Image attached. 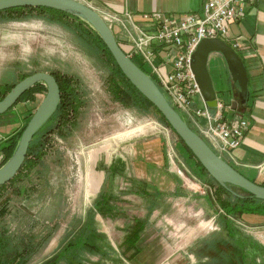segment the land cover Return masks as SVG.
<instances>
[{"label":"rangeland","instance_id":"374dc122","mask_svg":"<svg viewBox=\"0 0 264 264\" xmlns=\"http://www.w3.org/2000/svg\"><path fill=\"white\" fill-rule=\"evenodd\" d=\"M81 1L86 3V0ZM2 16L0 84L10 86L16 83L20 73L55 71L78 78L84 98L73 123L66 126L63 135L52 133L47 137L48 144L37 166L22 171L14 181L0 188V229L6 232L12 247L19 245L21 258L24 254L29 258L25 264H42L64 248L68 240L81 237L85 232L91 246H80L73 253L79 257L80 264H135L136 260L140 264H158L166 263L168 258L172 264H185L188 256H193L192 247L202 241L218 242L220 248L225 247L224 251L231 255L233 251L237 253L238 250L229 243L231 240L240 245H252V253H246L244 257H250L248 264H254V255H261L264 251V247L257 245V239L264 240V226L252 225L259 222L253 220V216H264L261 207L256 209L257 215L245 213L241 218H226L213 194L211 200L215 213L218 212L212 219L201 202L184 200L182 195L189 192L203 196L202 183L213 184L214 188L216 183L196 164L176 135V152L188 169L189 177L192 179L193 176L201 187L193 189L191 182L183 181L169 168L160 127L164 124L158 120L154 109L142 113L114 101L108 88V70L95 57L81 51L76 39L63 26L45 21L38 14L18 18ZM113 34L116 36L115 30ZM116 38L119 41L118 36ZM135 62L139 63L138 59ZM214 64L212 60L211 65ZM144 69L147 71L146 67ZM43 95H38V101L25 110L20 102L17 112L22 110L20 114H32ZM11 109L0 116L17 115ZM48 124L46 121L39 132L45 129L48 132ZM13 129L12 120L0 125L3 135ZM154 139L158 149L162 147L160 155L159 152L137 154L136 142ZM2 160L1 154L0 163ZM153 165H157L158 170L153 169ZM159 169L166 173L158 172ZM142 170L151 173L142 176ZM102 172L100 186L97 192L91 194L87 184L96 182V176ZM88 173L93 178H88ZM135 177L140 181L133 179ZM141 181L147 185L140 184ZM93 186L94 189L97 185ZM157 187L161 202L156 200L154 205L147 194L154 195V188ZM100 190L109 199L106 207H110V214L107 216L94 210V199ZM229 190L232 194L242 195L237 188L230 186ZM247 206L254 209L257 202ZM137 219L144 222L140 234L143 249L139 256L133 258L130 255L133 249L129 244L125 246L122 240ZM107 237L122 256H126L123 257L125 261L120 262L121 258L114 253L105 257L104 261L91 259L90 254L102 252L103 241L107 249H112L104 240ZM225 241H228L227 244ZM25 247L29 249L23 253ZM216 255L217 252L209 254L211 257ZM59 261L58 264H66L65 260ZM233 261L236 263V260Z\"/></svg>","mask_w":264,"mask_h":264},{"label":"built area","instance_id":"2783aa9c","mask_svg":"<svg viewBox=\"0 0 264 264\" xmlns=\"http://www.w3.org/2000/svg\"><path fill=\"white\" fill-rule=\"evenodd\" d=\"M254 1L203 0L198 12L151 11L134 15L124 10L120 14L106 12L101 15L112 33L115 30L119 41L116 40L126 55L135 64L138 59L140 65L147 68L144 72L154 80L167 101L220 156H229L242 143L249 121L243 116L226 118L225 111L232 107H226L219 100L215 110L208 108L190 63L202 39L218 38L236 51L239 43L232 37L229 25L240 21L246 7ZM160 127L169 168L183 181L191 182L193 189L201 187L193 176L189 177L188 169L176 152V134L166 125ZM202 184V193L210 195V186Z\"/></svg>","mask_w":264,"mask_h":264},{"label":"crops","instance_id":"0c3cea01","mask_svg":"<svg viewBox=\"0 0 264 264\" xmlns=\"http://www.w3.org/2000/svg\"><path fill=\"white\" fill-rule=\"evenodd\" d=\"M202 2L203 0H86V3L90 7L92 6L93 8H95L101 15L105 14L106 12H115L120 14L124 10H129L134 15L145 12L149 13L151 11H161L170 13L195 11L198 12L202 7ZM229 31L232 37L239 43V47L236 51L246 67L248 77V95L246 102L242 106L239 104L238 86L232 81V77H230L227 63H225L221 54L214 52L209 57V60L207 62L209 75L212 79V84L214 92L216 93L217 100H222V103L226 107L227 105L232 107L231 109H227L225 111L226 118H237L243 116L247 118V121H249V127L244 134L242 143L237 148L233 149L229 156H221L228 163L234 166L242 175H245L248 179L253 180L258 184L260 183L264 185V0H255L253 4L247 6L242 19H240V21L231 23L229 25ZM212 60H214V65H211ZM37 101L38 100H35V102H20L23 104L22 107L25 110L26 107H30ZM19 103L14 105L11 109L17 115H6L5 117L0 116V125L6 124L8 120L14 121V129L12 131L6 133V135L0 133V147L2 146V144H4L8 137L13 135L16 131H19L21 129V124L23 122H26L27 120V116L29 114H20L22 113V110H20V112H17V108H19ZM156 142V139L140 140L136 142L135 147L137 150V154L144 152H149L150 154H158L159 152L160 155L162 147L160 146L159 150L158 144ZM1 154L2 153L0 151V157ZM156 166H154L153 169L156 168L158 170ZM158 172L162 174L166 173L165 170L161 171L160 169ZM150 173L151 172L147 173L143 171L141 172V175L144 176ZM90 175L91 174L88 173L87 177L93 178V176ZM102 176L103 172L96 176V182L92 181L90 184H87L89 185L88 187L91 190V194L97 192L100 186L99 184L102 179ZM133 179L140 181V179L136 177ZM94 184L95 186H97L93 189L92 187H94ZM206 185L210 186L211 188L212 193H210V195L203 194V196H199L198 194H193L189 192L182 195V197L185 198L184 200H195L201 202V204H203L202 206L204 210L207 211L210 215H212L210 218L214 219L218 212L217 211L215 213L213 202L211 200L215 188L213 184ZM175 193L176 192L174 191V194ZM253 217V220H259V222H256L252 225L259 228L261 226H264V216H259L258 218H255L256 216ZM216 226L219 227V222ZM127 236L128 233L123 238L122 242H125ZM141 238V235H139V239L136 242L137 244L135 246L130 245V248L133 249V254L130 255H133V258H135V256H139L142 253L143 243L141 242ZM226 239L227 237L224 238V240ZM104 240L105 242H107V244H109V246H112V249H107L103 241L102 244L104 245V247H102V252L99 251L98 253L90 254L91 259H93L94 261L99 259L100 261H104L105 257H110V254L114 253V256L121 258L120 262H122V260H126L123 258L126 256H122L120 250L115 248V245L112 244L109 237ZM227 242L228 241H225L224 243L227 244ZM229 243L230 245H235L232 240L229 241ZM126 245L127 244L125 243V246ZM213 245H215V243L202 241L201 243H198V245L192 247L191 253L193 254V256L196 257V259H198L196 260L193 256L190 255L188 256L189 259L185 262V264H209V252L211 251L210 249H214L215 251H223L225 249V247L220 248L218 244H216L215 247H213ZM257 245L258 247H264V240L257 239ZM24 252L25 249L23 248V253ZM65 261L66 264L81 263L79 257H76L74 254H72V257L67 258ZM126 263H128V261ZM135 264L140 263H138L136 260ZM158 264H172V262L168 258V260L166 259V263H164L163 261ZM217 264H222V262Z\"/></svg>","mask_w":264,"mask_h":264},{"label":"water","instance_id":"95a60500","mask_svg":"<svg viewBox=\"0 0 264 264\" xmlns=\"http://www.w3.org/2000/svg\"><path fill=\"white\" fill-rule=\"evenodd\" d=\"M32 6L63 10L75 16L78 15L88 22L103 39L125 77L160 111L167 124L171 126L174 133L185 143L197 161L206 169L209 176L226 188L233 185L248 192L259 200H264V185L258 184L248 179L245 175H242L234 166L228 163L217 152L213 151L204 138L198 135L182 119L177 110L172 107L161 93L154 80H151L126 55L125 51L119 46L108 23L104 21L101 14L95 8L90 7L81 0H0V11L8 8ZM214 52L221 54L225 63H227L230 77H232V81L238 86L239 104L242 106L246 102L248 95V77L245 64L238 53L227 42L225 43L218 38L202 39L196 46V51L190 63L206 106L213 111L216 109L215 106L217 103V97L214 92L207 63L209 57ZM36 82L44 83L46 92L24 126L15 150L9 159L0 166V185L8 183L18 173L26 158L25 155L30 145L29 142L41 126L48 121L59 104L61 98L60 89L53 74L45 71H36L16 82L0 99V115L11 108L19 100L20 95L34 86ZM233 194L240 196L234 192Z\"/></svg>","mask_w":264,"mask_h":264},{"label":"trees","instance_id":"16d2710c","mask_svg":"<svg viewBox=\"0 0 264 264\" xmlns=\"http://www.w3.org/2000/svg\"><path fill=\"white\" fill-rule=\"evenodd\" d=\"M32 14H38L45 21L54 22L63 26L71 33L73 38L76 39L77 45L80 46L81 51L91 57H95L102 64V66H104L108 70V88L114 101L118 102L123 107H133L136 110L141 111L142 113H149L150 110L154 109L158 120L162 124L171 128V126L167 124L160 111L156 109L146 99V97L142 95L125 77L120 67L116 64L111 51H109L108 47H106L103 39L99 36L96 30L81 17H79L78 15L75 16L63 10L60 11L50 7L46 8L41 6L8 8L0 11V15L5 16V18H9V16L13 18L28 17L32 16ZM136 65H138L143 71H146L143 66L139 65L138 63H136ZM36 71L38 70H34L28 73H20L18 80L30 74H33ZM50 72L55 75L56 81L57 83H59L62 91H65L64 98L60 99L56 112H54L53 116H51L47 121L49 122L47 126L48 132L45 131L46 129L43 132H39V130L36 132V134L29 142L30 145L28 147L27 153L25 155L26 158L22 163L21 168L18 170V173L8 181V183H11L18 176H20L22 174V171L32 169L36 167L40 162L44 154L43 150L48 144L47 137L51 136L52 134V127L50 125L51 119L55 117L57 119L56 121L61 122L63 128L59 130L58 134L62 136L64 129L66 128V126L73 123L74 118L78 114L79 107L84 103V98L82 97L80 82L78 78L66 76L65 74L61 75L55 71ZM13 85V83L10 84V86L7 83H5L4 85L0 84V99L4 96L5 92L9 91L10 88L13 87ZM45 90L46 86L44 83L36 82L34 86L25 91L24 94L27 95L26 98L34 99L33 97L35 93L44 92ZM17 103L18 102H16L15 104ZM32 114H29L27 116V120L24 125L21 126V129L8 137L4 144L0 147L3 158L0 166L7 161L8 157L15 150L18 144L17 142L21 136V132L23 131L24 126L26 125ZM177 138L179 137L177 136ZM179 141L186 149V151L190 153V155L195 159L196 164L207 173L206 169L201 165L200 162L197 161V159L195 158L193 153H191L185 143H183L180 138ZM207 175L209 176L208 173ZM209 178L212 182L216 183L213 194H215L216 200L219 201L220 209L225 212V216L223 215L224 217L227 218L228 216H234L237 218H241V216L245 213L258 214L256 210L257 208L261 207L262 210H264V200H259L256 197L250 195L248 192L236 186L230 185L233 188L239 189L242 193V195L238 194L240 196L234 195L232 194L231 190H229L230 186L226 188L219 184L218 181H214L210 176ZM8 183L0 185V188L8 185ZM140 184L147 185L144 181H141ZM102 191L103 190H100L97 194V197L94 199V210L96 211V213L98 212L103 216H107L108 214H110V211H108L110 207H106L109 204V199L108 197H105V194ZM154 192V195H150L148 193L147 197L152 198L154 205H156V200L160 203L161 199L159 198L160 193L157 188H154ZM223 196H227L228 198L225 199ZM253 202H257V206L254 208L255 210L247 206L248 203ZM143 226V220L141 221L137 219V221H135L133 226L131 227L132 229L129 231L127 239L124 243H126L127 245L129 244L135 246L137 244L136 242L139 239V235L144 229ZM86 236L87 232L83 233L81 237H78L74 240H68V242L65 243L64 248L59 249L51 259H47L42 264H56L60 259L66 260L70 255V257H72L74 251H76L80 246L83 247L85 245H89L90 247L91 244H88L89 242L86 240ZM26 249L28 250L29 248L25 247V250ZM21 256L22 250L21 248L19 249V245L12 247V245L9 243V237L7 236L6 232L0 229V264L27 263V260L29 258H27L26 256L21 258Z\"/></svg>","mask_w":264,"mask_h":264},{"label":"flooded vegetation","instance_id":"af4514ba","mask_svg":"<svg viewBox=\"0 0 264 264\" xmlns=\"http://www.w3.org/2000/svg\"><path fill=\"white\" fill-rule=\"evenodd\" d=\"M50 72V71H49ZM48 72V73H49ZM51 73V72H50ZM53 76L55 77V75L53 74ZM56 79V78H55ZM20 80V79H19ZM18 80V81H19ZM17 81V82H18ZM15 84V83H14ZM59 84V83H58ZM11 89V88H10ZM59 89H60V99H63L64 98V95H65V91L63 92L62 91V89H61V87L59 86ZM8 92V91H7ZM7 92H5V93H7ZM45 92H46V90L44 91V92H37V93H35L34 94V99H28V98H26L27 97V95L26 94H21L20 95V97H19V100L17 101L18 103L20 102V101H32V102H35V100H38V95H41V94H45ZM5 95V94H4ZM44 96V95H43ZM43 99V98H42ZM41 99V100H42ZM58 106V105H57ZM56 109H57V107H56ZM56 109L53 111V112H56ZM79 109H80V107H79ZM79 111V110H78ZM54 114V113H53ZM53 114L51 115V116H53ZM50 116V117H51ZM50 119V118H49ZM48 119V120H49ZM57 119L55 118V117H53L52 119H51V121H50V125H51V129H52V133H59V130L61 129V128H63L62 127V124H61V122L60 121H56ZM250 242V241H249ZM216 244H218L217 242L215 243V245H213V247H215L216 246ZM251 244V243H250ZM234 247L236 248L237 247V253L236 252H234L233 251V253H232V255H231V253L230 252H226V251H215L214 249H210L211 251L210 252H217V255H216V257H211V256H209V258H210V263L209 264H217V263H221L222 262V264H248V260H251L250 259V257H244L245 256V254L247 253H249V252H251L252 253V251H253V247H252V245H250V246H248V243H245V244H243V243H241V245H240V243H236L235 242V245H234ZM239 248L241 249L240 251H239ZM209 252V253H210ZM235 255V257H234V255ZM248 259V260H247ZM233 260H236V263H235V261H233ZM253 262H254V264H264V253H261V255H254V257H253Z\"/></svg>","mask_w":264,"mask_h":264}]
</instances>
